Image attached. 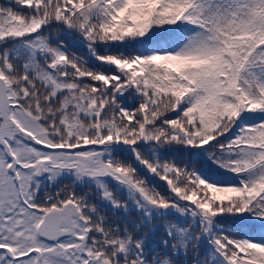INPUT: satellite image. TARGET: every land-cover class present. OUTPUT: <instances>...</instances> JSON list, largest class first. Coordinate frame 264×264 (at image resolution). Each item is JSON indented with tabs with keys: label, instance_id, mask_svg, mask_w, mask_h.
Masks as SVG:
<instances>
[{
	"label": "snow or ice",
	"instance_id": "1",
	"mask_svg": "<svg viewBox=\"0 0 264 264\" xmlns=\"http://www.w3.org/2000/svg\"><path fill=\"white\" fill-rule=\"evenodd\" d=\"M0 264H264V0L0 2Z\"/></svg>",
	"mask_w": 264,
	"mask_h": 264
},
{
	"label": "trees",
	"instance_id": "2",
	"mask_svg": "<svg viewBox=\"0 0 264 264\" xmlns=\"http://www.w3.org/2000/svg\"><path fill=\"white\" fill-rule=\"evenodd\" d=\"M0 2H3V0H0ZM164 185L161 184V190H163ZM130 220L138 219L137 213L135 211H131L129 214ZM153 227L155 228L154 234L150 233V239L152 240H158L163 235V228L159 225V222H153ZM148 229L145 228L144 231H147Z\"/></svg>",
	"mask_w": 264,
	"mask_h": 264
}]
</instances>
